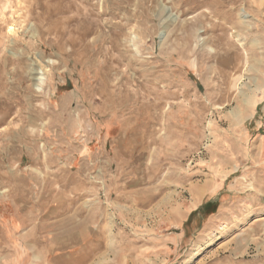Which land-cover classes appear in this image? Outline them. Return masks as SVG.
Masks as SVG:
<instances>
[{"label":"rangeland","instance_id":"rangeland-1","mask_svg":"<svg viewBox=\"0 0 264 264\" xmlns=\"http://www.w3.org/2000/svg\"><path fill=\"white\" fill-rule=\"evenodd\" d=\"M0 264H264V0H0Z\"/></svg>","mask_w":264,"mask_h":264},{"label":"trees","instance_id":"trees-1","mask_svg":"<svg viewBox=\"0 0 264 264\" xmlns=\"http://www.w3.org/2000/svg\"><path fill=\"white\" fill-rule=\"evenodd\" d=\"M192 215H196V213L195 212H193L190 216H192Z\"/></svg>","mask_w":264,"mask_h":264},{"label":"crops","instance_id":"crops-1","mask_svg":"<svg viewBox=\"0 0 264 264\" xmlns=\"http://www.w3.org/2000/svg\"><path fill=\"white\" fill-rule=\"evenodd\" d=\"M90 254L88 253V256H89ZM85 260V259H84Z\"/></svg>","mask_w":264,"mask_h":264}]
</instances>
